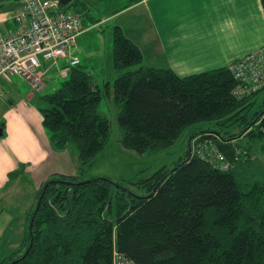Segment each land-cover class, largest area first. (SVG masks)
I'll return each mask as SVG.
<instances>
[{
    "label": "trees",
    "instance_id": "16d2710c",
    "mask_svg": "<svg viewBox=\"0 0 264 264\" xmlns=\"http://www.w3.org/2000/svg\"><path fill=\"white\" fill-rule=\"evenodd\" d=\"M62 8L81 18L86 10L78 0ZM113 68L125 149L152 154L196 123L217 128L194 132L171 168L133 184L140 194L106 178H84L108 142L109 120L99 107L111 87L98 85L80 64L70 68L59 88L42 96L48 104L42 126L55 150L74 147L80 173H54L42 183L18 249L0 264H113L115 254L132 264H264V131L256 124L264 98L250 112L264 86L237 99L232 90L239 84L227 67L182 78L144 67L118 27ZM193 139L212 143L229 168L193 154ZM19 165L9 179L23 175Z\"/></svg>",
    "mask_w": 264,
    "mask_h": 264
},
{
    "label": "crops",
    "instance_id": "0c3cea01",
    "mask_svg": "<svg viewBox=\"0 0 264 264\" xmlns=\"http://www.w3.org/2000/svg\"><path fill=\"white\" fill-rule=\"evenodd\" d=\"M78 2L86 9L82 16L84 31L76 41L80 49L77 52L80 65L92 62L94 56L90 53L94 47H98L100 38L94 36L93 32L98 30L99 34L108 35L109 44L112 40L113 58L115 27L120 28L137 46L141 53L142 66L169 69L180 78L222 67L229 68L246 54L264 46V15L259 0H78ZM4 3V8L0 11L2 33L15 28L13 16L21 12L17 0H8ZM59 65L63 64L41 61V78H47L52 68L59 71ZM114 73L115 79L117 76L115 70ZM67 75L60 77L57 72L60 79L65 80ZM1 81L0 79V89L5 87V83ZM97 84L101 86V83ZM46 86L50 88L52 85ZM46 86L43 85L42 89ZM28 120L29 124L14 121L12 128L6 125L0 133L2 212L13 205L11 201L16 196L17 183L20 184V177L9 179V174L17 168L16 159L28 161L30 156L28 153L27 159H23L25 153L16 155V145L20 147L26 143L27 148L35 149L37 135H41L40 140L47 144L48 138L46 139L44 130H41L43 126L35 125ZM2 127L1 122L0 128ZM262 159L264 161V156ZM30 203L26 205L27 211L32 208L34 201Z\"/></svg>",
    "mask_w": 264,
    "mask_h": 264
},
{
    "label": "rangeland",
    "instance_id": "374dc122",
    "mask_svg": "<svg viewBox=\"0 0 264 264\" xmlns=\"http://www.w3.org/2000/svg\"><path fill=\"white\" fill-rule=\"evenodd\" d=\"M98 32L99 30L93 32L94 36L100 37L98 47H94L95 49L90 53L94 56L93 60L89 64H82V67H85L95 81L101 83L102 87L105 83H109L111 87L110 96L103 98L100 105V113L109 120V138L104 149L97 155L93 165L86 169L83 176L84 178H106L115 183H122L136 194H140V190L133 184L149 178L161 168H171L177 160L184 156L186 142L194 132L197 133L206 127L212 129L214 126L217 128V125H210L205 122L196 123L183 130L172 145L156 153L139 155L132 150L125 149L121 145L122 132L117 123L118 108L114 104L112 93L115 77L112 40L109 44L108 35L103 36ZM79 51L80 49L76 44L74 52ZM59 64L63 63L60 61ZM61 67L62 65H59L58 68ZM57 72L59 74L58 69L52 68L47 78H41L43 85L51 84L52 86L50 88L46 86L45 89L39 91L34 90L27 81L18 77L1 79V82L5 83V87L0 89V123H3L0 133L3 132L4 126L8 125V128H12L14 121L17 122L18 120L29 124L28 119H30L35 125L42 126L41 110L48 108V104L42 99V96L55 91L64 80L57 77ZM263 98L264 91L257 94L250 112L258 109L257 107L262 104ZM42 128L41 130H44L47 139L46 131ZM40 136L37 135L35 149L32 147L27 148L26 143H23L20 147L16 145V155L25 153L23 159H27L28 153H30V156L28 161L16 159L17 168L20 166L19 163L25 165L22 172L23 178L19 176L21 180L20 184L17 183L16 196L11 201L13 205L5 209L4 212L0 207V260L13 250L18 249L27 224L26 213L28 211L26 205L28 202L32 203L34 201L42 183L54 173L66 175H79L80 173V161L77 151L72 145L57 151L53 148L49 138L47 144H45L40 140ZM198 136L200 137L201 134ZM9 154L12 156L11 153ZM260 156L263 161L264 153Z\"/></svg>",
    "mask_w": 264,
    "mask_h": 264
},
{
    "label": "built area",
    "instance_id": "2783aa9c",
    "mask_svg": "<svg viewBox=\"0 0 264 264\" xmlns=\"http://www.w3.org/2000/svg\"><path fill=\"white\" fill-rule=\"evenodd\" d=\"M21 12L13 16L15 28L0 31V79L18 77L36 91L42 89L41 61H62L58 76H66L70 68L80 64L74 52L77 38L83 33L79 14L64 10L58 0H17ZM238 82L232 94L237 98L255 93L264 86V46L246 54L230 67ZM264 131V112L256 122ZM191 152L198 158L208 159L218 170H227L230 163L212 143H196ZM113 264H132L115 254Z\"/></svg>",
    "mask_w": 264,
    "mask_h": 264
},
{
    "label": "water",
    "instance_id": "95a60500",
    "mask_svg": "<svg viewBox=\"0 0 264 264\" xmlns=\"http://www.w3.org/2000/svg\"><path fill=\"white\" fill-rule=\"evenodd\" d=\"M58 1H59L60 5H61L62 7H66V6H68L71 2H73V0H58ZM38 206H39V201H38V203H37L36 209H38ZM30 225H31V223H30Z\"/></svg>",
    "mask_w": 264,
    "mask_h": 264
}]
</instances>
